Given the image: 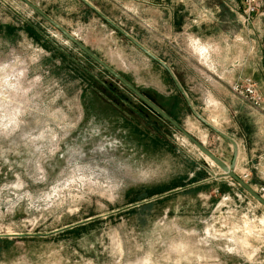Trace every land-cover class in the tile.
<instances>
[{
    "label": "rangeland",
    "instance_id": "374dc122",
    "mask_svg": "<svg viewBox=\"0 0 264 264\" xmlns=\"http://www.w3.org/2000/svg\"><path fill=\"white\" fill-rule=\"evenodd\" d=\"M30 1L264 197V7L239 20L227 0ZM182 22L232 37L223 110L203 106L188 35L169 37ZM222 174L22 0H0V264H264V207Z\"/></svg>",
    "mask_w": 264,
    "mask_h": 264
},
{
    "label": "crops",
    "instance_id": "0c3cea01",
    "mask_svg": "<svg viewBox=\"0 0 264 264\" xmlns=\"http://www.w3.org/2000/svg\"><path fill=\"white\" fill-rule=\"evenodd\" d=\"M225 6L226 9L238 15L239 20H241V18L243 19L244 11L242 0H227ZM241 24H243V26L245 25L242 21ZM186 25L187 23L184 24V22H182L181 26H179L181 32H171L169 37L175 42L180 34L188 35L190 39V45L188 46L192 49L193 53H188L187 58L190 68L197 73L198 80L203 83L199 91V94H201V96L203 95V106L216 107L217 110H223L225 106L216 94L225 92V89L227 90V79L234 76V69L230 68L232 58L230 54V45L232 37H230V33L227 34V32L222 31L218 35L212 33L208 35L193 34L192 32L188 33V27ZM233 36L234 41V39L238 37V34L233 32ZM193 39L198 46L203 47L200 49V52H198L199 50L194 51L191 44ZM181 83L183 84V82ZM183 85L185 86V84ZM191 89L187 91L189 92Z\"/></svg>",
    "mask_w": 264,
    "mask_h": 264
},
{
    "label": "water",
    "instance_id": "95a60500",
    "mask_svg": "<svg viewBox=\"0 0 264 264\" xmlns=\"http://www.w3.org/2000/svg\"><path fill=\"white\" fill-rule=\"evenodd\" d=\"M29 8H31L35 13L40 15L49 24L56 28L66 39L72 42L76 47H78L83 53L89 56L94 62L99 64L103 69H105L110 75L117 79L121 84H123L129 91L135 94L142 102L148 105L156 113L166 119L173 127L180 131L184 137H186L191 143H193L198 150H200L204 155H206L211 161H213L222 171V176L230 177L238 185H240L248 194H250L258 203L264 207V197L259 194L255 189L251 187L249 183L244 181L237 173H235L233 164H227L221 158H219L215 153L208 149L201 141L195 138L191 133H189L183 126H181L176 120H174L170 115H168L161 107H159L155 102L151 100L145 93L137 89L133 84L127 81L120 73H118L113 67L107 64L103 59H101L96 53H94L89 47H87L82 41L71 34L62 25L56 22L54 19L49 17L43 10H41L37 5H35L30 0H22ZM146 51V50H145ZM150 56L148 51H146ZM156 59V58H155Z\"/></svg>",
    "mask_w": 264,
    "mask_h": 264
},
{
    "label": "built area",
    "instance_id": "2783aa9c",
    "mask_svg": "<svg viewBox=\"0 0 264 264\" xmlns=\"http://www.w3.org/2000/svg\"><path fill=\"white\" fill-rule=\"evenodd\" d=\"M242 4L244 13L250 15L264 7V0H242Z\"/></svg>",
    "mask_w": 264,
    "mask_h": 264
},
{
    "label": "bare ground",
    "instance_id": "6f19581e",
    "mask_svg": "<svg viewBox=\"0 0 264 264\" xmlns=\"http://www.w3.org/2000/svg\"><path fill=\"white\" fill-rule=\"evenodd\" d=\"M200 151V150H199ZM201 152V151H200ZM202 153V152H201ZM206 156V155H205ZM207 157V156H206ZM207 159L209 160V161H211L208 157H207ZM213 164H215L213 161H211ZM216 165V164H215Z\"/></svg>",
    "mask_w": 264,
    "mask_h": 264
}]
</instances>
